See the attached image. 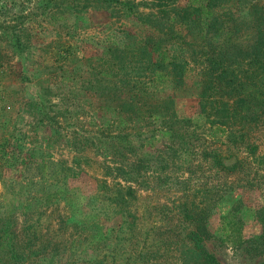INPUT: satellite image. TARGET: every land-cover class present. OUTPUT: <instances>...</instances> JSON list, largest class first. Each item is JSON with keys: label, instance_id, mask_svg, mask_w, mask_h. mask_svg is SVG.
<instances>
[{"label": "trees", "instance_id": "trees-1", "mask_svg": "<svg viewBox=\"0 0 264 264\" xmlns=\"http://www.w3.org/2000/svg\"><path fill=\"white\" fill-rule=\"evenodd\" d=\"M174 1L150 0L155 10L148 13L138 10V3L132 0L37 1L42 11L49 14V22L60 19L64 13L77 15L88 10L104 11L116 18H133L156 33L155 37L147 34L130 46L114 40L107 41L105 48L100 46L92 58L99 60L100 68H89L81 87L105 93L114 100L111 120L116 132H98L97 142L104 149H112L111 155L125 161L129 159V163H125L129 168L123 179L132 181L147 170L161 173L171 166L187 173L185 178L173 177L181 186V195L171 202V206H162L164 213L160 210L158 213L159 218L175 215L176 220L167 230L160 231L155 221L146 226L143 214L135 215L137 195L130 185L103 182L88 198L91 209L86 216L89 223L80 221L81 227L92 229L80 238L94 256L86 264H118V261L119 264H162L159 260L149 259L156 253L160 255L161 251L171 252L170 249L176 252L177 264H220L202 243L209 234L208 217L216 212L220 215V230L225 232L234 225L236 217L255 219L260 231L251 240L255 250L264 254V202L246 214L240 197L232 195L233 186L240 181H245L246 186L255 185L254 177L249 178L252 165L264 162V157L256 152L257 145L251 136L255 127H264V11L260 12L261 4H251L256 7L244 12V16L245 13L249 15L254 35L250 41L242 42L231 38L232 32L222 34L234 20L230 21L233 13L229 10L233 0H186L182 7H176ZM229 2L232 4L225 8L224 4ZM236 2L241 7L239 10L245 9L243 0ZM23 10L21 2L20 14ZM226 22L229 23L225 25ZM245 25L249 26L248 23ZM0 27L11 37L16 49L22 51L24 44L15 33L16 28L9 24ZM188 36L190 40L184 42ZM65 43L58 39L51 43L54 69L76 62L71 44ZM154 46L161 49L158 58L153 56ZM189 63L199 66L196 97L199 112L204 117L205 125L202 126L191 122L190 118L180 117L175 108L176 93L184 87V71ZM47 91L51 90L47 88ZM37 104L40 109L44 107L43 102ZM46 106L51 114L48 116L46 110L43 117L48 120L60 113L57 103L50 100ZM144 120L149 125L138 127L137 124ZM100 122L105 125L107 120ZM96 123L90 120L88 124ZM126 123H129L128 132L122 130ZM157 142L159 146L155 145ZM82 160L87 162L85 157ZM74 161L76 164L81 162ZM35 164L43 174V162L36 161ZM194 168L211 172L213 181L199 190L201 197L197 200H194L195 194H192L193 199L188 194V178ZM73 172L68 166L51 171L54 181L37 196L38 204L44 206L64 200L67 174ZM158 176L168 181V176L162 173ZM230 177L233 180H229ZM57 180L60 181L58 184ZM157 207L160 206L152 208ZM97 216H103L104 221L113 217L120 219L111 241L107 231L101 232L94 221ZM15 235L6 231L4 237L0 236L6 239L8 246L0 256H4L0 264L10 263L6 258L10 261L21 258V252L16 251ZM47 245L35 254L36 264H62L57 261L59 249L48 251ZM151 246L155 247L154 251H146ZM29 247L30 242L26 241L22 249H17L33 255L30 249L28 251ZM125 248H128L127 252H124Z\"/></svg>", "mask_w": 264, "mask_h": 264}, {"label": "rangeland", "instance_id": "rangeland-1", "mask_svg": "<svg viewBox=\"0 0 264 264\" xmlns=\"http://www.w3.org/2000/svg\"><path fill=\"white\" fill-rule=\"evenodd\" d=\"M37 1L41 0H0V25L15 27V33L24 44L22 51L17 50L11 37L0 27V106L3 108L0 111V236L4 237L6 231H11L16 234V246L22 249L29 241L28 251L34 253L29 254L17 247L21 258L10 261L5 257L6 262H10L7 264H36L35 254L46 243L48 251L59 249L58 262L86 264L94 256L84 247L80 238L92 229L81 227L80 221L89 223L86 216L91 209L88 198L100 189L103 182L130 185L137 195L135 215L139 217L143 214V224L146 226L155 221L160 231L167 230L169 224L176 220L173 213L172 218L168 215L159 218L158 213L159 210L161 214L164 213L162 206H171V202L181 195V186L173 177L185 178L187 173L171 166L161 172L168 176V181L159 179L161 173L158 170H147L132 181L123 179L129 168V159L125 161L122 157L111 155L112 149H104L97 142L98 132H116L111 120L115 110L114 100L105 93H95L81 87L84 86L83 76L89 68H100L99 60H92L100 46L105 48L106 42L111 40L130 46L147 34L155 37L156 33L133 18H116L104 11L88 10L77 15L64 13L60 19L49 22V14L42 11ZM132 1L138 3L137 9L140 11L148 13L155 10L150 0ZM250 1L252 3L243 0L245 9L239 10L241 7L233 0L229 10L233 13L230 21L234 20L226 22L225 25L229 24L224 28L223 35L232 32L231 38L242 42L252 39V23L249 15L243 14L249 8L256 7L251 4H261L260 12L263 13L264 0ZM21 2L24 10L20 14ZM185 2L175 0L174 5L182 7ZM231 4H224V7ZM42 18L45 21H40ZM57 39L65 40L66 45L71 44L77 57L76 62L62 64L61 69H54L51 61V54L54 53L51 43ZM184 40L187 42L190 36ZM160 51V47L154 46V58H158ZM198 69L197 63L186 65L184 87L176 93L175 108L180 117L190 118L191 122L202 126L205 125L204 117L199 112L196 97L200 80ZM47 88L51 90L49 93ZM50 100L58 104L60 113L48 120L43 117V112L47 110L46 105ZM38 102H43L44 107L40 109ZM50 114L48 109L47 115ZM103 119L107 123L100 125ZM90 120L97 123L88 124ZM148 125L147 120L137 124L140 128ZM122 130L128 132L129 123ZM252 135L257 145L256 152L264 157V127H255ZM155 145L159 146V143ZM144 149L148 150L147 147ZM84 157L86 163L82 160ZM74 160L81 162L76 164ZM36 161L43 162V174L36 169ZM192 162H195V158ZM63 166L71 167L74 171V174H67L65 199L44 206L38 204L37 196L47 184L54 181L50 172L58 171ZM210 174L204 168L193 169L188 178L189 198H192V194L196 195L194 200L201 197L199 190L213 182ZM252 176L255 185L246 186L245 181H240L232 189V195L240 197L246 207V214L264 202V162L252 165L249 178ZM229 180H233V177ZM59 182L57 180V184ZM153 206L160 207L153 209ZM102 218L97 216L94 221L100 226L101 232L107 231L111 241L120 219L113 217L104 221ZM235 219L234 225L225 232L220 230L219 213L209 216V234L203 238V246L220 264H264V254L255 250L251 240L260 231L259 224L250 217ZM1 237L0 256L8 248L6 239ZM154 249L151 246L146 251ZM127 250L125 248L124 252ZM170 250L161 251L160 255L156 253L149 260L177 264L176 252Z\"/></svg>", "mask_w": 264, "mask_h": 264}, {"label": "built area", "instance_id": "built-area-1", "mask_svg": "<svg viewBox=\"0 0 264 264\" xmlns=\"http://www.w3.org/2000/svg\"><path fill=\"white\" fill-rule=\"evenodd\" d=\"M3 110V108L0 106V111Z\"/></svg>", "mask_w": 264, "mask_h": 264}]
</instances>
